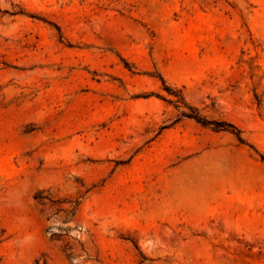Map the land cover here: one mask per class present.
<instances>
[{
    "label": "rangeland",
    "instance_id": "374dc122",
    "mask_svg": "<svg viewBox=\"0 0 264 264\" xmlns=\"http://www.w3.org/2000/svg\"><path fill=\"white\" fill-rule=\"evenodd\" d=\"M263 159L264 0H0V264H264Z\"/></svg>",
    "mask_w": 264,
    "mask_h": 264
},
{
    "label": "trees",
    "instance_id": "16d2710c",
    "mask_svg": "<svg viewBox=\"0 0 264 264\" xmlns=\"http://www.w3.org/2000/svg\"><path fill=\"white\" fill-rule=\"evenodd\" d=\"M184 117L194 120L196 123L200 124L203 127H212L213 130L216 131H229L233 133L238 141L242 143V139L240 137V131L238 129H235L233 126L223 123H212L210 121H207L204 117L200 116L197 111H190V114H183ZM264 160V159H263Z\"/></svg>",
    "mask_w": 264,
    "mask_h": 264
}]
</instances>
